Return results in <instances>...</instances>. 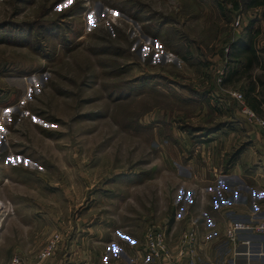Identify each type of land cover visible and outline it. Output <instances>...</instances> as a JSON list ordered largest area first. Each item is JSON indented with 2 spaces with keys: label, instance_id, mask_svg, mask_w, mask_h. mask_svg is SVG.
Returning a JSON list of instances; mask_svg holds the SVG:
<instances>
[{
  "label": "rangeland",
  "instance_id": "rangeland-1",
  "mask_svg": "<svg viewBox=\"0 0 264 264\" xmlns=\"http://www.w3.org/2000/svg\"><path fill=\"white\" fill-rule=\"evenodd\" d=\"M254 2L0 0V200L15 208L0 229V264L15 255L35 264L56 232L74 235V251L84 244L94 264H108L110 253L121 257L111 244L143 237L145 217L165 226L193 196L218 204L216 190L187 175L221 177L223 167L214 171L219 162L202 153L189 163L176 147L182 126L202 124L203 111L214 110L208 91L238 92L246 102L255 78L264 103V5ZM232 57L237 87L224 89ZM254 121L251 136L264 140ZM240 135L226 161L244 150V173L263 174L264 150L249 152V137ZM260 177L249 185L257 203ZM246 186L237 183L239 202ZM255 215L264 221V212Z\"/></svg>",
  "mask_w": 264,
  "mask_h": 264
},
{
  "label": "crops",
  "instance_id": "crops-1",
  "mask_svg": "<svg viewBox=\"0 0 264 264\" xmlns=\"http://www.w3.org/2000/svg\"><path fill=\"white\" fill-rule=\"evenodd\" d=\"M227 63V72L223 86H225L224 89H232L237 87V85H234L236 82L234 81V72L239 68V63L235 57H232V60ZM252 80L251 94L247 93L245 104L225 94L223 88H220V90L218 89L219 94L217 95L220 98H217V95L213 92L211 93L208 91L206 100L209 106H213L214 110L211 112L203 111V115H201L199 119L202 124L196 125H200V131L207 132V136L193 139L188 134L185 135V132L179 136L180 143L176 148L184 152L183 156L189 153L185 161L193 163V156L197 155V153H202L205 162H207V160L211 161L213 159L215 161L217 159L219 163L214 165V171H216L218 167H223V174L221 177L212 172L202 176L199 174L198 170L197 173L187 175L190 180L192 179L191 181L193 184L199 186V188L216 190L219 195L218 200H220L218 204H216L215 198L211 195H202L200 197L199 195L197 197L193 196V198H191L192 204L188 206H186V204L183 208L184 212L172 213L171 216L168 215L171 220L168 219L167 221V219H165L166 222H164L165 226L168 228L169 234L172 236V232L174 233V242L177 241L183 231L191 228L193 223L197 224L201 235V241L197 249L198 257L194 260L189 258L175 260L173 263L155 261L149 256L146 250L144 232L143 237L140 239L124 235V241L119 242L118 245L116 243L111 244V248L114 247L121 254V257L110 253L108 256V264H234L235 262L239 264L240 257L246 258L244 264H264V235L252 233L241 234L240 242L247 239L252 241L250 249L251 254L247 255V247L241 245L239 249L241 254L235 257L225 239V234L233 222L250 221L253 215L255 219L256 213L264 212V199H260L257 203L254 196L251 198L250 194L252 193L255 195L256 190L254 187L249 186L250 184L254 185L256 181L261 178L260 176L264 178V172L263 174L258 172L257 175H255L256 173L248 175L244 173V150L240 151L241 153L238 155L239 158L232 162L226 169L227 149L235 147L236 143L241 138L240 134H246L249 137V141L251 142L249 152H251L252 148L254 151H258L259 149L264 150V140H258L255 139V136H251L252 133L256 132L255 121L243 112L244 108H247L252 111L256 117H264V103L256 100L255 94L257 91V84L255 78ZM214 81H217V76ZM208 83L205 84L207 85ZM253 154L255 155V152H253ZM261 154L263 155V153ZM259 159L264 166V155L260 156ZM250 161L255 165L257 163V156H252ZM218 181H222V183L220 182L217 184L216 182ZM238 182L247 183L245 187L247 194L243 195V201L241 202L236 200L235 196L239 194L237 190ZM194 190H191V192L196 193V190ZM195 198L196 203L193 205ZM228 199H231V201H226ZM234 217L237 220H235ZM151 218L152 215L145 217V231L149 226H153L154 224ZM77 231H80V229ZM67 235L69 236V234ZM77 244V239L74 235L68 237L62 243L60 251L71 249V253L67 252L65 255L60 256V251L58 250L59 255L56 253L53 258L46 260L42 264H80V262H84L81 264H94L96 258H93L90 252L85 251L84 244L82 245V251H74ZM174 255H177L176 249H174ZM105 258L106 257H104V259Z\"/></svg>",
  "mask_w": 264,
  "mask_h": 264
},
{
  "label": "built area",
  "instance_id": "built-area-1",
  "mask_svg": "<svg viewBox=\"0 0 264 264\" xmlns=\"http://www.w3.org/2000/svg\"><path fill=\"white\" fill-rule=\"evenodd\" d=\"M217 78V83H223V78L225 72H219ZM232 97L238 100L240 103L245 104L242 94L238 92H232ZM245 115H248L253 120H258L264 126V121L258 119L252 111L244 108ZM14 209L11 205H7L2 200H0V229L4 226L5 222L7 224L8 220L13 216ZM252 233L258 235H264V221H257L252 218L250 221H235L228 228L225 239L227 243L232 248V253L235 256L240 255V247L244 245L247 247V255H250V249L252 246V241L250 239L240 242L241 234ZM65 234L63 232L54 233L45 246L37 254L36 264H42L46 260L53 258L62 243L65 241ZM201 241V235L199 227L196 223H193L192 227L183 231L176 242H174L169 231L163 226H149L145 231L144 242L146 250L149 256L155 261H166L168 263H173L175 260H182L189 258L194 260L198 257V245ZM174 249H176L177 255H174ZM11 264H28L25 258L20 255H15ZM236 264V262L234 263Z\"/></svg>",
  "mask_w": 264,
  "mask_h": 264
},
{
  "label": "trees",
  "instance_id": "trees-1",
  "mask_svg": "<svg viewBox=\"0 0 264 264\" xmlns=\"http://www.w3.org/2000/svg\"><path fill=\"white\" fill-rule=\"evenodd\" d=\"M257 2H254L253 6L255 5H264V0H261L260 2L258 0H255ZM238 5V4H237ZM238 7V6H237ZM230 21H232V19L230 18L229 19ZM155 37L157 38L158 37V34L155 35ZM250 46V45H248ZM247 46V47H248ZM184 49V48H183ZM189 52V49L186 50ZM255 52V50H254ZM173 53H175L177 56L181 57V58H186L185 56V53L183 51H176V50H173ZM248 62H251L250 59ZM252 89V88H251ZM251 89L249 90V92L251 91ZM181 130H183L185 133H187L189 136H191L193 139H196V138H201L202 136H207V132H202L200 131V127L199 126H194V125H187V126H182L181 127ZM241 152H239L238 154H235V156L239 155ZM232 164V161L229 159L226 161V169L228 168L229 165ZM137 176H140L142 177L141 175H144L143 173H138L136 174Z\"/></svg>",
  "mask_w": 264,
  "mask_h": 264
}]
</instances>
